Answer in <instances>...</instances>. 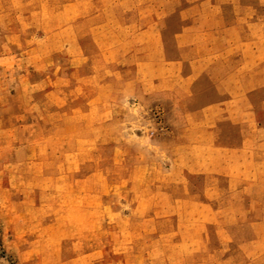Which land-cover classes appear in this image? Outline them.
<instances>
[{"label": "crops", "instance_id": "obj_1", "mask_svg": "<svg viewBox=\"0 0 264 264\" xmlns=\"http://www.w3.org/2000/svg\"><path fill=\"white\" fill-rule=\"evenodd\" d=\"M3 99L23 107L15 123L62 125L60 145L45 131L0 147V183L49 211L31 244L78 248L67 236L85 229L69 218L88 200L100 219L102 196L117 192L134 205L109 215L140 219L148 264H264V0H0ZM155 106L169 132L133 140L122 116ZM20 127L14 136H34ZM96 155L106 161L86 162ZM62 199L76 208L55 209ZM59 256L46 264L86 258Z\"/></svg>", "mask_w": 264, "mask_h": 264}, {"label": "rangeland", "instance_id": "obj_2", "mask_svg": "<svg viewBox=\"0 0 264 264\" xmlns=\"http://www.w3.org/2000/svg\"><path fill=\"white\" fill-rule=\"evenodd\" d=\"M3 77L9 82H12L13 80V78L8 75ZM4 102H7L8 105H0V117L2 118L0 127L8 133L5 134V136L3 134L0 135V147L11 148L18 145L20 142L28 144L29 142L38 139L35 137L36 132L37 137H40V133L45 131L56 135L57 138L54 139V141H57V144L60 145V135L62 130L60 121L47 120L15 123L11 119L13 117V112L18 108L23 107L13 106V102L11 100L3 99L2 104ZM149 110L146 111L147 113L144 118H140L136 112H128L126 116H122L120 126L123 130L130 134L133 140H138L137 137L140 136L139 134L141 132H144L145 134L148 132L149 134L159 136H164L169 132L166 120L165 123L167 126V132L161 133L156 130ZM20 124L22 126L20 129L34 130V136L31 138L28 136H14L13 130L18 128ZM106 124L102 123V131L107 129ZM67 125L70 133L68 138L65 140L69 141L70 146H72L76 143L75 135L77 132L72 131L76 130V123L70 122ZM88 136H90V132L88 129H85L86 141L89 139L87 138ZM101 146H108L107 141H102ZM101 156L102 157L96 155L92 158L88 156L86 157L88 159H86V162H90L92 159L97 161L100 159L99 161H102L103 163V161L106 160L103 155ZM1 158L2 160H13L14 156L12 154H6L5 157ZM85 172L88 173L89 171L85 170ZM115 172L118 175H124V171L122 169L116 170ZM1 181H3L2 178H0V182ZM5 188L8 189L9 192H4ZM31 199L32 195L30 191L26 190L25 193L20 194L14 186L4 187V185L0 183V264H46V262L51 260V255L54 253H59L61 256L64 255L69 258H76V254H85L86 258L84 261L86 263L98 262L100 264H109L112 259H116L117 264H148L150 263L151 258L156 257L155 248L151 244L152 236L150 234L141 233L142 223L139 218H125L119 215L115 217V215H113L114 213L112 216L109 215L110 211L114 210H117L118 214H125L129 211L130 207L134 205V202L132 201L125 203L122 194L116 192V194L110 195L109 192L108 194L102 196V201L100 202L102 214L100 219L95 217L91 212L93 209L92 205L94 203L85 200V216L83 218L76 219V214L73 213V217L68 220V224H70V226H75L77 222H82V225L84 226L85 233L83 235L70 233L67 236L70 240H72V242H75L78 238L79 247L76 248L75 246L74 249L64 251L60 250L59 252L48 249L44 241L37 246L36 244H31L34 238L46 237L44 233L38 234L34 231L38 229L36 226V217L38 214H41L42 217H44L47 212H49L45 209V206L42 210H37V208L34 207L36 204L33 203ZM22 200L24 203H21ZM41 203V205H48L50 202L45 201L44 199ZM31 206H33V208ZM53 206L55 209L62 207L63 210H66L67 208V210H71L76 208V203H73L71 199L67 201L66 199H62L53 201ZM166 223L161 225L164 227L162 229H167L172 224L170 222ZM98 225L100 230L96 229L95 234H93L92 231L94 228H97ZM20 229L23 231V234L19 233ZM15 231L18 233H15ZM147 244L151 245L148 250L145 247ZM95 246L97 250H94ZM125 248L128 249L127 252V249ZM61 256H59V258H61ZM78 261L79 263L76 264H82L84 262L80 258Z\"/></svg>", "mask_w": 264, "mask_h": 264}, {"label": "built area", "instance_id": "obj_3", "mask_svg": "<svg viewBox=\"0 0 264 264\" xmlns=\"http://www.w3.org/2000/svg\"><path fill=\"white\" fill-rule=\"evenodd\" d=\"M149 113L151 115L153 123L155 124L156 130L161 133H166L167 126L165 123V115L163 109L159 106H155L149 110Z\"/></svg>", "mask_w": 264, "mask_h": 264}]
</instances>
